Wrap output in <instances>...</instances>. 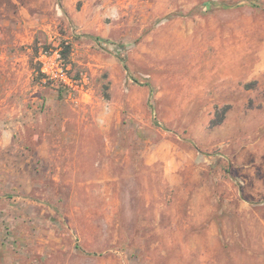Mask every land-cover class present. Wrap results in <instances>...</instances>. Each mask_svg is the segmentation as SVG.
<instances>
[{
	"label": "rangeland",
	"instance_id": "374dc122",
	"mask_svg": "<svg viewBox=\"0 0 264 264\" xmlns=\"http://www.w3.org/2000/svg\"><path fill=\"white\" fill-rule=\"evenodd\" d=\"M0 264H264V0H0Z\"/></svg>",
	"mask_w": 264,
	"mask_h": 264
},
{
	"label": "built area",
	"instance_id": "2783aa9c",
	"mask_svg": "<svg viewBox=\"0 0 264 264\" xmlns=\"http://www.w3.org/2000/svg\"><path fill=\"white\" fill-rule=\"evenodd\" d=\"M36 60L40 63V71L44 75V80L59 82L61 85L70 88H76V80L71 77L68 67L59 58L56 51L40 49Z\"/></svg>",
	"mask_w": 264,
	"mask_h": 264
},
{
	"label": "trees",
	"instance_id": "16d2710c",
	"mask_svg": "<svg viewBox=\"0 0 264 264\" xmlns=\"http://www.w3.org/2000/svg\"><path fill=\"white\" fill-rule=\"evenodd\" d=\"M210 2H207V3H205V5L206 4H209ZM97 40H99L100 41V39H97ZM50 45H45L44 47H40V48H37L36 47V51L35 52H37L38 53V51L40 50V49H43V50H48V48H50V50L49 51H51V52H54V51H56L57 52V54L59 55V58L62 60V61H65V63L64 64H69L68 62H69V56H70V54H71V45L69 44V43H67V42H65V41H60L59 42V44L58 45H56L55 47H53V48H51V47H49ZM36 53V54H37ZM35 68H36V72H37V75H38V78H39V80H42V79H44V75L41 73V71H40V63L37 61V63H36V66H35ZM46 81H50V80H46Z\"/></svg>",
	"mask_w": 264,
	"mask_h": 264
}]
</instances>
